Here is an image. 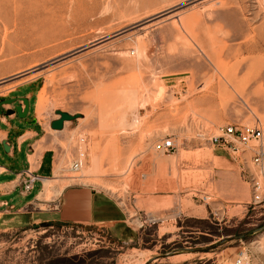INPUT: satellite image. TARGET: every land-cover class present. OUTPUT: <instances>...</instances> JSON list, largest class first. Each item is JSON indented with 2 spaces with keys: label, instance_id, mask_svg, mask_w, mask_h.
<instances>
[{
  "label": "rangeland",
  "instance_id": "obj_1",
  "mask_svg": "<svg viewBox=\"0 0 264 264\" xmlns=\"http://www.w3.org/2000/svg\"><path fill=\"white\" fill-rule=\"evenodd\" d=\"M0 8V103L30 100L52 188L94 189L123 215L113 225L43 222L57 207L41 203L34 226L0 233V264H264V200L252 184L264 199V165L211 141L226 126L264 128V0ZM59 111L81 118L56 132ZM168 139L176 149L162 154Z\"/></svg>",
  "mask_w": 264,
  "mask_h": 264
},
{
  "label": "crops",
  "instance_id": "obj_2",
  "mask_svg": "<svg viewBox=\"0 0 264 264\" xmlns=\"http://www.w3.org/2000/svg\"><path fill=\"white\" fill-rule=\"evenodd\" d=\"M18 104L20 102L12 105L14 110ZM4 105L10 104L3 101L0 103V233L31 224L34 226V215L40 209L41 203L57 207L51 213L39 211L43 213L41 214L43 222L61 220L80 225H101L102 222L105 224L109 222L113 225L122 221L121 209L111 198L102 196L94 189L76 186L63 189L56 184L52 188L53 177L56 175L55 164L53 158L48 156L49 151H44L46 149L44 142L40 143L36 138L38 124L36 119L30 120L31 102L25 120L20 118L19 114L4 115L1 110ZM7 111L8 109L5 110ZM27 170L44 179L43 182H37L31 193L23 191L21 173ZM53 190L60 194L58 198L49 202L40 199Z\"/></svg>",
  "mask_w": 264,
  "mask_h": 264
},
{
  "label": "bare ground",
  "instance_id": "obj_3",
  "mask_svg": "<svg viewBox=\"0 0 264 264\" xmlns=\"http://www.w3.org/2000/svg\"><path fill=\"white\" fill-rule=\"evenodd\" d=\"M3 6H1V8H2ZM0 8V11L2 10ZM2 21H4V19H2ZM9 25H10V23H9ZM6 104H8V103H6ZM10 105H15V104H10ZM24 105V104H23ZM22 105V106H23ZM25 106V105H24ZM25 108V107H24ZM23 108V109H24ZM12 111V110H11ZM12 112H14V113H16L15 112V110L14 111H12ZM17 114V113H16ZM79 119V118H78ZM67 122H71V121H67ZM66 122V123H67ZM65 123V124H66ZM65 124H64V126H65ZM247 126H249V127H252V128H259V129H261L262 131H263V133H264V128L263 127H261V126H253V125H247ZM227 127V126H226ZM226 127L225 128H221V129H219V131H218V134L217 135H213V136H220L221 134H222V130L223 131H225V129H226ZM64 129H65V127H64ZM63 129V130H64ZM55 130V129H54ZM62 130V131H63ZM56 131H59V130H56ZM213 136H211V138L213 137ZM263 139H261V140H258V141H253V142H251L250 144H248L247 146H245V145H240L239 144V142H236V145L238 146V150L239 151H237V152H239L240 153V160H241V162H243V164H249V161L251 160V162H252V165L253 166H255V167H259V166H262V165H264V134H263V137H262ZM171 143V145L173 146V148H174V151H175V149H176V146L174 145V142H173V140H171V139H168V140H166V141H164L163 142V144L161 145V146H159L158 147V150H160L161 152H162V154L163 153H168V154H170L171 152H168L167 151V143ZM174 151H172V152H174ZM248 155H251L252 156V158H251V156L250 157H248ZM78 159L77 160H75L72 164H71V171L72 172H80L81 171V169L83 168V166H84V162L87 160V157H86V152H85V150H83V152H80L79 154H78V157H77ZM251 158V159H250ZM261 159V160H259V162H255V160L256 159ZM77 165V166H76ZM24 172H28V173H31V174H33V175H35L32 171H30V170H27V171H23L22 173H21V175L23 176V179H24V175H23V173ZM35 176H38V177H40L39 175H35ZM43 178H41L40 177V180L39 181H37V182H43ZM51 182V181H50ZM37 184V183H36ZM35 184V185H36ZM252 184H253V195H254V199L255 198H258L259 200H260V202L261 201H263L264 199L262 198L263 196H262V194H263V186H262V184L261 183H259L257 180H256V178H253L252 179ZM47 187V186H46ZM46 189V188H45ZM25 192V191H24ZM45 194H46V192H45ZM44 195V194H43ZM46 196V195H45ZM46 198V197H45ZM259 203V202H258ZM181 257H184L185 259H186V255H182ZM243 258H241L240 260H238V264H242V262H243Z\"/></svg>",
  "mask_w": 264,
  "mask_h": 264
},
{
  "label": "built area",
  "instance_id": "obj_4",
  "mask_svg": "<svg viewBox=\"0 0 264 264\" xmlns=\"http://www.w3.org/2000/svg\"><path fill=\"white\" fill-rule=\"evenodd\" d=\"M263 131L261 129L252 128L249 126L242 127V129L235 128L233 126H227L225 131L222 130V134L220 136H213L211 138L212 143L216 145H223L228 146L229 148H232L233 151H239L238 146L236 145V142H239L240 145L247 146L253 141H258L263 139ZM167 151L172 152L174 151L173 146L171 143H167ZM259 159H256L255 162H259ZM77 166V165H76ZM24 179H23V191L25 193H31L32 190L35 187V184L37 181L40 180V177L35 176L31 173H23ZM256 203H260V200L258 198L254 199Z\"/></svg>",
  "mask_w": 264,
  "mask_h": 264
},
{
  "label": "water",
  "instance_id": "obj_5",
  "mask_svg": "<svg viewBox=\"0 0 264 264\" xmlns=\"http://www.w3.org/2000/svg\"><path fill=\"white\" fill-rule=\"evenodd\" d=\"M19 101L23 102L25 105V108L23 109V106L21 104H18V106L15 107V112L19 114V117L22 119L27 118L29 114V109H30V101L27 98H18V99H11V100H6L4 103L8 104H16ZM14 112L10 111V114H13ZM58 115L60 116L59 119L54 120L51 122V126L55 130L62 131L64 129V124L67 121H75L78 118H81V115H72L68 112L64 113L62 111L58 112Z\"/></svg>",
  "mask_w": 264,
  "mask_h": 264
}]
</instances>
